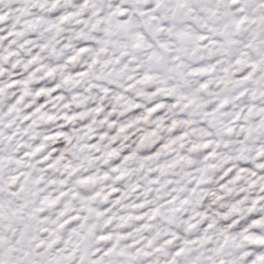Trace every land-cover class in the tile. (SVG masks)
I'll return each instance as SVG.
<instances>
[{
  "label": "snow or ice",
  "instance_id": "6c2138e0",
  "mask_svg": "<svg viewBox=\"0 0 264 264\" xmlns=\"http://www.w3.org/2000/svg\"><path fill=\"white\" fill-rule=\"evenodd\" d=\"M0 264H264V0H0Z\"/></svg>",
  "mask_w": 264,
  "mask_h": 264
}]
</instances>
